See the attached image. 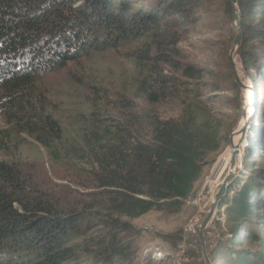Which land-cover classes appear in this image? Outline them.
Here are the masks:
<instances>
[{
    "label": "trees",
    "instance_id": "1",
    "mask_svg": "<svg viewBox=\"0 0 264 264\" xmlns=\"http://www.w3.org/2000/svg\"><path fill=\"white\" fill-rule=\"evenodd\" d=\"M201 1L161 0L162 9L151 14L140 0H0V117L10 126L0 130V154L10 156L14 132L32 137L51 156H57L60 148L70 156L73 147H67L65 131L37 85L90 54L118 50L176 28L188 21ZM233 1L241 16L237 54L253 79L249 62L254 64L255 58L244 45L249 34L264 48V0ZM254 8L261 9L257 11L261 24L248 32L247 21L256 17ZM229 10L231 16V5ZM167 17L169 22L159 23V18ZM154 73L140 80L138 89L157 103L162 93L156 90ZM131 122L116 132L105 130L116 145L108 143L102 154L92 149L99 167L94 181L109 198L99 209L130 219L151 211L180 212L195 195L205 154L220 148L219 132L202 122L200 109L191 106L179 120L146 115L143 121ZM90 135L88 142L100 140L97 129ZM253 158L264 162V123L258 116L248 132L238 174L241 169L242 173L218 208L230 230L226 247L210 253L212 264H264L261 255L241 249L243 233L264 243V168L257 167ZM246 171L250 175L243 177ZM33 191L15 162L0 161V264H132L129 226L64 207ZM96 222L99 232L90 237Z\"/></svg>",
    "mask_w": 264,
    "mask_h": 264
},
{
    "label": "rangeland",
    "instance_id": "2",
    "mask_svg": "<svg viewBox=\"0 0 264 264\" xmlns=\"http://www.w3.org/2000/svg\"><path fill=\"white\" fill-rule=\"evenodd\" d=\"M140 1L145 3L147 13L153 14L163 7L161 0ZM156 2H160L159 7ZM229 5V0H202L188 21L176 28L163 29L155 37H143L140 42L124 44L118 50L90 54L47 75L37 86L45 96L49 111L65 131L67 147H73L70 156L61 148L57 156H51L32 137L12 132V142L8 146L10 156L0 154V161L15 162L22 179L31 185L36 196L43 195L64 207L87 211L92 217L99 216L129 226L128 237L134 250L132 264H171L186 226L196 222L198 227L200 200L209 191L207 180L218 157L230 143V135L242 115V91L229 58L235 36L232 5L231 16ZM252 11L256 17L247 21L248 32L250 27L256 29L261 24V9ZM169 21L168 17L159 18L162 24ZM244 49L255 58L254 64L249 62V74L254 80L248 77L257 99L254 116L264 123V48L260 40H252L248 34ZM236 58L237 63L241 62L238 54ZM153 72H156L157 84L154 79L152 85H157L156 90L162 93L157 103L150 102L138 89L140 80L150 77ZM187 106L200 109L202 122L208 121L220 135L219 150L207 152L203 158L202 174L195 183L194 197L185 202L178 213L151 211L137 219L99 209L98 205L109 198L94 181V172H99V167L92 149L102 154L108 143L117 144L113 137L104 133L105 130L116 132L117 127H130L131 121H143L146 115L162 121L179 120ZM5 129L10 126L0 117V130ZM96 129L100 140L88 142L90 132ZM245 147L241 156L245 155ZM253 160L257 167L264 168L262 160ZM240 173L235 180L239 179ZM245 174L249 176L250 171H246L243 177ZM196 226L197 235L189 236V241L199 242V252L190 250L189 254L195 258L194 264H205ZM252 227L257 228L256 225ZM98 229L96 222L91 226L90 237L97 234ZM229 230L226 216L217 211L211 226L205 230L209 257L216 249L226 247ZM208 231L219 236L216 241L207 236ZM243 235L241 249L264 257V243ZM82 256L84 259L85 254ZM213 264L225 262L215 261Z\"/></svg>",
    "mask_w": 264,
    "mask_h": 264
},
{
    "label": "bare ground",
    "instance_id": "3",
    "mask_svg": "<svg viewBox=\"0 0 264 264\" xmlns=\"http://www.w3.org/2000/svg\"><path fill=\"white\" fill-rule=\"evenodd\" d=\"M234 59L235 61L238 60L236 57ZM233 71L237 78V82L242 87L244 105L247 107L249 104V97H250L249 91L244 86L247 83L245 79L242 77L240 69L236 65L233 67ZM241 126H242V121H239L237 127L233 130V132L230 135V139H231L230 143L223 150V152L218 157L216 163L214 164L212 168L210 177L207 180V187L209 188V191L206 195H202V198L200 200V205H201L200 214L201 215L199 219L197 220L198 227L195 225L196 222L194 223L192 221H191L192 223L190 224H194V228L192 226H188V225L186 226L184 236H182L183 239L178 246L177 253L175 254L174 258L171 259L172 260L171 264H194L195 258L193 256H190L191 254H189V251L192 250L193 252L198 254L199 252L198 247L200 246V244L198 241H195V242L189 241L190 239L189 236L197 235L195 226L196 228L200 229V227L203 225V222L212 207L214 199L216 195L218 194V192L220 191L221 187L223 186L225 180L227 179L229 172L231 170H234L236 175H238L239 169L242 164L241 152L243 151L244 145H242L240 148V156L237 157L234 162H233V158H234L233 152L235 151L236 145L239 141V134H240ZM207 236L210 239L217 238V235L209 231L207 232ZM205 239H206V236H205Z\"/></svg>",
    "mask_w": 264,
    "mask_h": 264
},
{
    "label": "water",
    "instance_id": "4",
    "mask_svg": "<svg viewBox=\"0 0 264 264\" xmlns=\"http://www.w3.org/2000/svg\"><path fill=\"white\" fill-rule=\"evenodd\" d=\"M230 4L232 5V27L235 30V36L233 39V45L231 50L229 51V58L231 61V65L232 68L236 65L239 69L240 72L242 74V77L245 79L246 83L244 86L247 88V90L249 91V104L246 107L244 105V97H243V90L241 85L237 82V78H236V82L239 85V87L241 88L242 91V100H243V105H242V115L240 118V121H242V126L240 129V134H239V141L236 145L235 151L233 152V162L236 160L237 157L240 156V148L242 145H246L247 146V142H248V132L251 128L252 125V121L254 118V115L256 113V108H257V99H256V93L254 91V88L252 86L251 80L248 77L245 69L243 68L241 62L236 63L235 61V57H237V50L239 48V46L241 45V30H240V12L239 9L237 7V5L234 3L233 0H230ZM235 75V74H234ZM231 140V139H230ZM238 175H236V173L234 172V170H231L228 174L227 179L225 180L223 186L221 187L220 191L218 192V194L216 195L214 202L212 204V207L210 209V211L208 212V215L206 216L203 225L200 227L199 232H200V240H201V247H202V254H203V259L205 261V264H212L211 259L209 257V254L207 252L206 249V239H205V230L208 229V227L211 226L214 217L217 214L219 205L222 201V198L226 195L228 188L230 187L231 183L237 178Z\"/></svg>",
    "mask_w": 264,
    "mask_h": 264
},
{
    "label": "built area",
    "instance_id": "5",
    "mask_svg": "<svg viewBox=\"0 0 264 264\" xmlns=\"http://www.w3.org/2000/svg\"><path fill=\"white\" fill-rule=\"evenodd\" d=\"M188 226H192V227L194 228V224H190V225H188Z\"/></svg>",
    "mask_w": 264,
    "mask_h": 264
}]
</instances>
